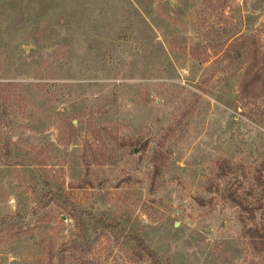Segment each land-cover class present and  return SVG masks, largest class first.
I'll list each match as a JSON object with an SVG mask.
<instances>
[{
  "label": "rangeland",
  "instance_id": "rangeland-1",
  "mask_svg": "<svg viewBox=\"0 0 264 264\" xmlns=\"http://www.w3.org/2000/svg\"><path fill=\"white\" fill-rule=\"evenodd\" d=\"M233 32L264 41V0H0V264H153L130 231L264 264V85L214 51Z\"/></svg>",
  "mask_w": 264,
  "mask_h": 264
},
{
  "label": "trees",
  "instance_id": "trees-1",
  "mask_svg": "<svg viewBox=\"0 0 264 264\" xmlns=\"http://www.w3.org/2000/svg\"><path fill=\"white\" fill-rule=\"evenodd\" d=\"M215 31V30H214ZM226 45V46H225ZM225 46V48H222ZM218 48L214 50L216 53L218 51H223L224 58H233L239 61L240 66L242 67L243 72V84L244 86L255 87L258 84L264 85V41H261L259 38L254 36H249L247 34H238L233 32L227 39L225 44L219 43ZM224 49V50H223ZM5 105H3L4 107ZM2 107V108H3ZM13 216H5L0 218V223L12 224L14 223ZM93 219L94 229H100L101 233L105 231L110 232L114 238L118 239L121 232L123 231L122 227H119V223L115 220H108L102 216H90ZM76 221L77 227L79 225V217L73 216ZM89 219V217H88ZM98 226V227H97ZM86 236V235H85ZM128 241H132L133 246L131 247V254L136 258V261L139 262L144 258H148L153 264H170L167 260H162L158 257L157 253L150 249L144 242L143 238L138 232L130 231L124 235ZM66 248V249H62ZM92 248V242L87 238L83 239L74 238L71 240L69 246L62 245L60 251L68 250H77L79 257H85V255ZM59 251V252H60ZM61 253V252H60ZM59 253V254H60ZM71 256V255H70ZM73 259H77L76 256H71ZM81 259V260H82Z\"/></svg>",
  "mask_w": 264,
  "mask_h": 264
},
{
  "label": "water",
  "instance_id": "water-1",
  "mask_svg": "<svg viewBox=\"0 0 264 264\" xmlns=\"http://www.w3.org/2000/svg\"><path fill=\"white\" fill-rule=\"evenodd\" d=\"M177 224H175V226H176Z\"/></svg>",
  "mask_w": 264,
  "mask_h": 264
}]
</instances>
